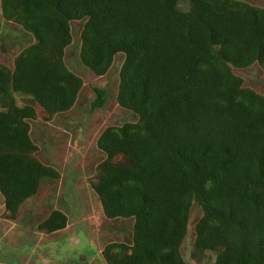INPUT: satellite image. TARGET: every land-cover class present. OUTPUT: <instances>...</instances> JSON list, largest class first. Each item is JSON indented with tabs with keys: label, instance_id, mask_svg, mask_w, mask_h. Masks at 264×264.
<instances>
[{
	"label": "trees",
	"instance_id": "obj_1",
	"mask_svg": "<svg viewBox=\"0 0 264 264\" xmlns=\"http://www.w3.org/2000/svg\"><path fill=\"white\" fill-rule=\"evenodd\" d=\"M188 3V9L181 8ZM5 21L36 42L0 63V194L5 218L58 172L36 158L35 105L49 119L69 112L84 86L66 65L72 23L82 22L80 61L103 77L124 56L117 102L136 122L111 126L93 190L109 220L134 221L132 243H110L106 264H187L181 254L191 210L193 257L264 264V96L233 69L264 73V9L239 0H1ZM92 109L106 94L95 87ZM17 95L27 98L24 106ZM68 226L53 210L39 230Z\"/></svg>",
	"mask_w": 264,
	"mask_h": 264
},
{
	"label": "rangeland",
	"instance_id": "obj_2",
	"mask_svg": "<svg viewBox=\"0 0 264 264\" xmlns=\"http://www.w3.org/2000/svg\"><path fill=\"white\" fill-rule=\"evenodd\" d=\"M239 1L264 9V0ZM180 6L188 9L186 2ZM82 25V22L72 23L73 42L65 52L67 67L84 82L75 106L69 112L49 119L35 105L37 119L30 121L31 137L39 148L36 158L55 169L59 178L43 180L39 192L23 204L16 220L5 218L0 195V252L8 254V260L14 257L12 264H106L102 255L106 245L132 243L134 221L107 219L93 190L98 168L106 158L97 146L100 135L108 127L137 120L134 113L121 108L117 102L124 56H116L107 75L95 76L80 61ZM35 43L19 25L4 20L0 0V63L13 68L16 55ZM233 70L243 79L245 87L264 96V73L257 64L248 69ZM95 87L104 90L106 102L103 108L93 110ZM16 97L19 106L28 102L20 95ZM53 210L67 215L68 226L65 230L47 234L39 230V225ZM202 216V209L195 204L181 247L187 264H213L216 260L214 252L192 255L195 226ZM10 248L13 249L8 253ZM16 248L22 250L15 252ZM16 253L18 257H15Z\"/></svg>",
	"mask_w": 264,
	"mask_h": 264
},
{
	"label": "crops",
	"instance_id": "obj_3",
	"mask_svg": "<svg viewBox=\"0 0 264 264\" xmlns=\"http://www.w3.org/2000/svg\"><path fill=\"white\" fill-rule=\"evenodd\" d=\"M1 195V194H0ZM1 197H2V195H1ZM3 198V197H2ZM3 204H4V199H3ZM4 210H5V206H4ZM13 248H10V249H8V253H10L11 252V250H12ZM20 250H22V249H18V248H16V250H15V252H18V251H20ZM11 256H12V253L10 254ZM3 256V257H2ZM13 257V256H12ZM15 257H18V255H17V253L15 254ZM7 258H9V255L7 254V255H4L3 253H1L0 252V261L2 262V263H0V264H4V263H7V264H12L13 262H15V259H14V257L11 259V260H8Z\"/></svg>",
	"mask_w": 264,
	"mask_h": 264
}]
</instances>
